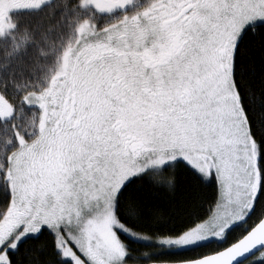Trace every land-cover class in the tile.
<instances>
[{"label": "snow or ice", "instance_id": "6c2138e0", "mask_svg": "<svg viewBox=\"0 0 264 264\" xmlns=\"http://www.w3.org/2000/svg\"><path fill=\"white\" fill-rule=\"evenodd\" d=\"M0 264H264V0H0Z\"/></svg>", "mask_w": 264, "mask_h": 264}, {"label": "trees", "instance_id": "16d2710c", "mask_svg": "<svg viewBox=\"0 0 264 264\" xmlns=\"http://www.w3.org/2000/svg\"><path fill=\"white\" fill-rule=\"evenodd\" d=\"M188 195H189V193H188L185 189L180 188V189H178L177 192H176L175 199H177V200H181V199H183L184 197H186V196H188ZM203 209H204V210H207V204H203Z\"/></svg>", "mask_w": 264, "mask_h": 264}]
</instances>
